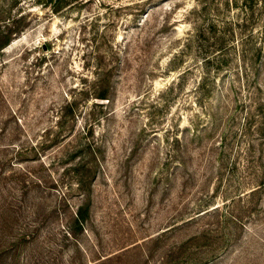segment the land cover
<instances>
[{
	"label": "rangeland",
	"instance_id": "1",
	"mask_svg": "<svg viewBox=\"0 0 264 264\" xmlns=\"http://www.w3.org/2000/svg\"><path fill=\"white\" fill-rule=\"evenodd\" d=\"M69 1L0 0L28 25L0 52V172L44 181L18 201L3 182L0 239L32 235L3 264H264V0ZM62 106L100 149L73 238Z\"/></svg>",
	"mask_w": 264,
	"mask_h": 264
},
{
	"label": "trees",
	"instance_id": "2",
	"mask_svg": "<svg viewBox=\"0 0 264 264\" xmlns=\"http://www.w3.org/2000/svg\"><path fill=\"white\" fill-rule=\"evenodd\" d=\"M12 6L18 0H11ZM71 1V0H70ZM69 1V2H70ZM78 1V0H74ZM38 3H43L45 6L54 7L55 12H59L62 4H66L67 0H38ZM74 3V2H73ZM2 17L5 18L4 22L0 23V52L5 49L7 46L11 44L14 38L20 35L27 27L26 16L25 13H20L16 17L12 16L10 10H5L4 14L2 12ZM95 91H94V99L96 103L104 102L109 99L108 89L104 88L105 80L103 78H98L95 82ZM259 104L256 105H260ZM78 106H62L59 114V120L57 122V132L54 135L55 144H58V147L63 149L69 154V156L77 160L76 164L70 169L73 173V186L75 187L79 195L81 196L80 204L77 206L76 210L73 211L72 221L69 223L68 229L66 230L65 237H74L79 232H81L87 221L91 218V206H92V195H93V186L94 182L97 178V171L100 167V149L89 139L91 136V127H88V131L84 138H81V141L74 142L72 141V137L74 136L75 126L74 123L77 122L78 114H77ZM256 125V124H255ZM253 127V122H249L247 124L246 131L248 136L251 135ZM258 133L262 134L264 132V125L258 127ZM264 137V136H263ZM228 145L224 142L223 153L225 152V148ZM254 147L252 143L249 142L248 150H251ZM20 154V151H17ZM13 169L10 170V173L0 172V212L3 214H8L6 210V202L2 198L1 195L4 187V183L8 177L12 179V184L10 187L11 198L16 199V201L20 200L25 195L28 196L31 194V191L36 187L44 184V181L41 178H37L32 176V173L25 174V176H21L20 178H16V173H13ZM15 179V180H14ZM33 179H37L33 180ZM36 185V186H34ZM260 185H264V182H261ZM12 201L7 204V206H13ZM37 205V204H35ZM33 206V205H32ZM34 206L32 210L35 213ZM55 211L57 209L54 208ZM209 212V211H208ZM203 213L202 215L206 214ZM26 230H19L15 236H12L11 240H3L0 239V264H3L9 258V251L11 250H20L21 247L28 241V239L32 238V235ZM109 257L104 258L102 261H107Z\"/></svg>",
	"mask_w": 264,
	"mask_h": 264
}]
</instances>
